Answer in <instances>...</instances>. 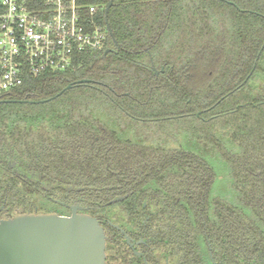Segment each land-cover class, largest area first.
Wrapping results in <instances>:
<instances>
[{"label":"trees","instance_id":"obj_1","mask_svg":"<svg viewBox=\"0 0 264 264\" xmlns=\"http://www.w3.org/2000/svg\"><path fill=\"white\" fill-rule=\"evenodd\" d=\"M78 1L97 6L106 25L109 0ZM108 18L112 51L86 54L64 73L28 77L0 96V132L12 143L96 132L80 138L83 146L102 147V168L108 163L123 177L180 170L200 181L217 177L203 167L215 161L232 165L235 179L256 178V169L243 165L264 163V86L253 91L246 81L230 93L223 77L238 65L252 78L264 72V0H114ZM83 78L95 82L58 96Z\"/></svg>","mask_w":264,"mask_h":264},{"label":"flooded vegetation","instance_id":"obj_2","mask_svg":"<svg viewBox=\"0 0 264 264\" xmlns=\"http://www.w3.org/2000/svg\"><path fill=\"white\" fill-rule=\"evenodd\" d=\"M211 64L209 81L216 71ZM228 70L223 78L230 93L264 79L260 71L246 76L239 65ZM59 135L55 142L24 137L12 143L0 132V221L89 215L104 230L105 264H264V163L243 165L256 169L254 179H235L232 165L214 162L203 164L210 176L217 173L211 179L199 181L196 172L183 178L180 170L137 179L108 163L102 168L108 158L102 147L86 148L80 140L96 132Z\"/></svg>","mask_w":264,"mask_h":264},{"label":"built area","instance_id":"obj_3","mask_svg":"<svg viewBox=\"0 0 264 264\" xmlns=\"http://www.w3.org/2000/svg\"><path fill=\"white\" fill-rule=\"evenodd\" d=\"M95 5L78 0H0V96L28 77L64 73L107 48Z\"/></svg>","mask_w":264,"mask_h":264},{"label":"water","instance_id":"obj_4","mask_svg":"<svg viewBox=\"0 0 264 264\" xmlns=\"http://www.w3.org/2000/svg\"><path fill=\"white\" fill-rule=\"evenodd\" d=\"M113 2L109 0L105 5L104 16L109 36L117 45L108 18ZM111 51L107 48L104 55ZM154 70L158 75L156 67ZM94 82L79 79L68 84L58 96L75 86ZM54 98L29 102L45 103ZM0 264H105L104 230L97 219L78 213L70 217L31 214L3 219L0 221Z\"/></svg>","mask_w":264,"mask_h":264},{"label":"rangeland","instance_id":"obj_5","mask_svg":"<svg viewBox=\"0 0 264 264\" xmlns=\"http://www.w3.org/2000/svg\"><path fill=\"white\" fill-rule=\"evenodd\" d=\"M259 71H261V72H262V75L264 76V72H263V70L260 69ZM261 72H259V73H261ZM259 78H261V77H258V79H259ZM258 79H252L251 82H249V87H252L253 91H254V90H257L259 83H262V81H264V79H262V81H260V79H259V80H258ZM253 82H254V83H253ZM253 84H254V85H253ZM257 84H258V85H257ZM261 85H263V84H261ZM214 164H220V163H217V162L214 161ZM221 173H223V170H222L221 168H219V170H218V174L220 175ZM214 193H215V192H214Z\"/></svg>","mask_w":264,"mask_h":264}]
</instances>
